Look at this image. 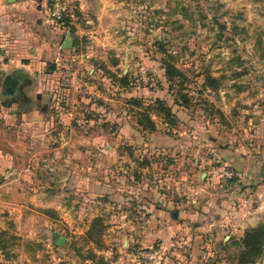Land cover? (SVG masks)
Returning a JSON list of instances; mask_svg holds the SVG:
<instances>
[{
	"label": "rangeland",
	"instance_id": "obj_1",
	"mask_svg": "<svg viewBox=\"0 0 264 264\" xmlns=\"http://www.w3.org/2000/svg\"><path fill=\"white\" fill-rule=\"evenodd\" d=\"M111 5L118 20L103 36V58L85 69L86 79L97 69L96 79L88 82L101 92L97 111L83 110L86 119L80 113L77 125H56L52 130L59 139L46 141L39 155L23 164L34 165L39 184L58 194L64 215L54 222L37 209L22 224L8 222L7 264L151 263L140 255L157 244L143 250L130 233L131 226L141 230L148 222L146 199L160 193L171 198L177 182H199L191 168H230L219 151L233 148L264 168L256 162L264 157V0H114ZM169 55L190 78L181 93L191 99L188 109L175 104L184 103L180 88L171 90L165 76L163 59ZM207 74L220 80L218 90L204 88ZM127 75L131 85L122 88L119 80ZM93 96L89 93V101ZM133 98L146 105L164 100L178 123L168 126L153 115L158 131L143 132L139 110L128 103ZM115 117L132 129V140L119 139L123 128ZM201 172L206 176L200 182L211 179L207 170ZM69 177L71 189L64 187ZM102 183L104 190L97 189ZM184 188L178 197L190 198L191 190ZM202 192L199 196H208ZM97 218L107 227L103 250L86 236ZM59 239L65 242L58 245ZM228 242L202 246L197 263L233 264L230 258L239 250L225 247ZM91 252L94 262L88 260Z\"/></svg>",
	"mask_w": 264,
	"mask_h": 264
},
{
	"label": "crops",
	"instance_id": "obj_2",
	"mask_svg": "<svg viewBox=\"0 0 264 264\" xmlns=\"http://www.w3.org/2000/svg\"><path fill=\"white\" fill-rule=\"evenodd\" d=\"M56 1L72 5L60 22L51 16ZM113 1L0 0V54L6 59L0 64V239L8 233V222L22 224L37 209L45 220L56 222L64 215L58 194L39 184L34 165L23 164L29 156L37 157L46 141L59 139L61 134L52 130L56 125H77L82 115L86 117L83 110L97 111L101 92L95 82L88 83L96 79L97 69L89 70L88 79L85 69L91 64L99 66L103 58V36L118 20ZM68 40L70 46H66ZM10 74H18L24 84L20 96L3 100V83ZM89 93L94 95L91 101ZM113 120L123 128L120 140L134 138L128 124H122L119 117ZM219 156L230 168H191L199 182L183 186L177 182L171 198L160 193L155 200L153 196L146 199L148 222L141 230L131 226L130 233L143 250L157 244L154 250L161 251L162 258L148 264H198L202 246H221L223 238L241 240L250 229L264 225V168H257L252 158L233 148L219 151ZM258 161L264 162L262 154ZM202 170L211 179L201 183L206 176ZM224 170L238 172L242 179L230 183L222 175ZM87 181L86 177V187ZM71 182L66 178L64 187L71 189ZM182 187L191 190L190 198L178 197ZM104 188L103 183L97 185V189ZM204 190L208 193L205 198L199 196ZM4 262L0 250V263ZM257 264H264V254Z\"/></svg>",
	"mask_w": 264,
	"mask_h": 264
},
{
	"label": "trees",
	"instance_id": "obj_3",
	"mask_svg": "<svg viewBox=\"0 0 264 264\" xmlns=\"http://www.w3.org/2000/svg\"><path fill=\"white\" fill-rule=\"evenodd\" d=\"M176 59L174 56L169 55L167 58L163 59V66L165 69V76L169 83H171V90H176L177 87L180 88L179 94L186 91V84L190 81V78L187 74L176 66ZM115 82H118L116 80ZM120 87L129 88L130 78L129 76L123 77L119 80ZM220 80L214 78L210 74H207L205 77L204 88L208 87L218 90L220 87ZM181 98L184 103L176 100V105L188 109L190 107L191 99L187 95H182ZM130 106L139 110L138 116V126L142 129L143 132L155 133L158 131V125L153 119V115L157 116L160 119H163L164 123L168 126H174L178 123L177 117L173 111V108L167 104L164 100H157L152 102L150 105H146L142 100L137 98L131 99L129 102ZM230 183H238L239 179H227ZM3 180L0 178V185H2ZM107 227L104 225V220L102 218H97L89 232L87 233L88 241L97 245L100 250L105 249L103 244V235ZM0 239V250L5 256L6 261L10 258V252L8 243L3 239L4 236ZM233 246L238 248L239 252L233 258H230L233 261V264H256L259 259L264 254V225H261L257 228L250 229L246 232L245 236L241 240L232 239L225 244V247ZM92 256V257H91ZM89 261L96 259V255L92 252L90 253ZM0 264H7L0 263ZM204 264H219L216 261H207Z\"/></svg>",
	"mask_w": 264,
	"mask_h": 264
},
{
	"label": "built area",
	"instance_id": "obj_4",
	"mask_svg": "<svg viewBox=\"0 0 264 264\" xmlns=\"http://www.w3.org/2000/svg\"><path fill=\"white\" fill-rule=\"evenodd\" d=\"M69 4L67 2H62V1H56L54 4V8L52 9L51 12L52 13V18L56 21V22H60L63 20L65 14L67 12H69ZM6 62L5 57L0 54V64H4ZM224 177L226 179H242V175L238 172H233L230 170H226L224 172ZM134 257L136 258V256L134 255ZM141 258H143L144 260H148L151 263H157L158 261H160V259L162 258V253L159 250H154L148 253H142L140 255Z\"/></svg>",
	"mask_w": 264,
	"mask_h": 264
},
{
	"label": "water",
	"instance_id": "obj_5",
	"mask_svg": "<svg viewBox=\"0 0 264 264\" xmlns=\"http://www.w3.org/2000/svg\"><path fill=\"white\" fill-rule=\"evenodd\" d=\"M72 44L71 40H68L66 46H70ZM24 82L18 77V74H10L8 75L3 83L2 87V99L3 100H11L20 96L21 88ZM65 242V239H59L57 241L58 245H62Z\"/></svg>",
	"mask_w": 264,
	"mask_h": 264
}]
</instances>
